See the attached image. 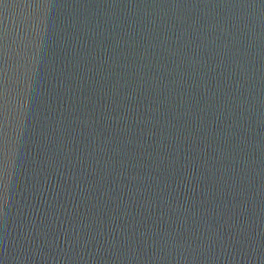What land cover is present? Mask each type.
<instances>
[{
    "label": "water",
    "instance_id": "95a60500",
    "mask_svg": "<svg viewBox=\"0 0 264 264\" xmlns=\"http://www.w3.org/2000/svg\"><path fill=\"white\" fill-rule=\"evenodd\" d=\"M0 264H264V0H0Z\"/></svg>",
    "mask_w": 264,
    "mask_h": 264
}]
</instances>
